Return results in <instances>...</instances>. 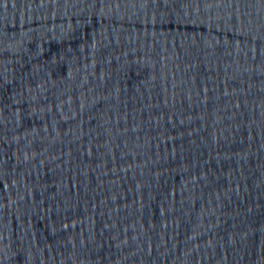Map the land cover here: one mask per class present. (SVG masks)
I'll use <instances>...</instances> for the list:
<instances>
[{
	"label": "water",
	"instance_id": "water-1",
	"mask_svg": "<svg viewBox=\"0 0 264 264\" xmlns=\"http://www.w3.org/2000/svg\"><path fill=\"white\" fill-rule=\"evenodd\" d=\"M0 264H264V0H0Z\"/></svg>",
	"mask_w": 264,
	"mask_h": 264
}]
</instances>
